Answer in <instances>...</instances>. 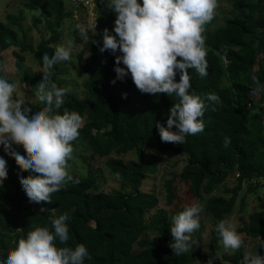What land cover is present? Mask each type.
I'll list each match as a JSON object with an SVG mask.
<instances>
[{"label": "trees", "instance_id": "trees-1", "mask_svg": "<svg viewBox=\"0 0 264 264\" xmlns=\"http://www.w3.org/2000/svg\"><path fill=\"white\" fill-rule=\"evenodd\" d=\"M225 2L231 5V10L222 13L219 26L211 30L213 19L204 25L208 74L200 77L194 69L187 70L189 91L204 102L200 118L204 129L186 136L183 145L162 142L156 128L157 122L166 126L175 97L165 93H141L130 76L116 79L115 55H119V51L116 54L99 51L102 30L107 28L111 32L115 20L110 9L103 10V3L99 5L96 31H89L86 39L77 36L72 50L78 61V73L87 76L85 95L79 98L67 90L59 80L60 63L53 65L50 82L66 89L61 107L54 108V112L62 114L66 108L82 117L80 137L94 156L108 158L106 168L129 190L95 193L99 171L89 165L86 177L70 173L78 182L65 183L51 194L50 201L30 202L19 173L37 174L28 168L20 169L14 158L6 155L8 172L0 186V255L27 231L38 226L51 228V218L67 214L70 218L66 221L67 246L84 244L90 257L84 264H206V254L196 250V246L204 243L203 221L194 230L189 252L180 256H175L168 247L172 237L168 229L171 216L167 212L161 213L155 221L156 238L148 236L146 216L158 207L159 201L141 188L150 174H156L168 154L183 157L185 165L179 174L164 182L166 203L174 207L182 190L198 200H202L203 195L209 196L205 201L204 221L212 226L213 250L219 248L220 242L215 225L221 219H229L244 185L248 194L260 192L264 201V94L251 93L253 74L264 83V0H217V7ZM65 9L64 0H25L24 9L18 15L0 20V66L5 68L3 57L9 55L19 85L29 88L32 99L25 105L32 109L44 106V101L34 95L41 76L24 66L25 55H33L41 66L42 55L51 54L62 39L63 22L72 17V12ZM27 14L31 16L32 27L42 36L36 47L29 42L28 32L19 41L12 28L18 26L22 31ZM5 73L0 71V75L5 76ZM175 79L179 80V73ZM209 93L217 95L219 102L207 100ZM18 150L22 151L23 146ZM134 151L139 152L140 157L125 162L124 157ZM228 173L236 174L237 185L226 189L228 197L211 196ZM245 199L241 202L242 209ZM238 233L255 245L246 250L242 242L232 257H224L226 263L241 264L245 253L264 256V247H261L264 208L251 214Z\"/></svg>", "mask_w": 264, "mask_h": 264}, {"label": "clouds", "instance_id": "clouds-1", "mask_svg": "<svg viewBox=\"0 0 264 264\" xmlns=\"http://www.w3.org/2000/svg\"><path fill=\"white\" fill-rule=\"evenodd\" d=\"M115 14L112 31L102 30V46L115 55L116 79L130 76L141 93H165L175 97L166 120V126L157 122L156 128L162 142L183 145L186 136L202 132L204 102L199 95L190 92L188 69H194L200 77L206 76L204 25L212 20L217 0H105ZM75 29L83 38L88 31L79 24ZM113 33L115 35H113ZM73 50L72 42L54 47L51 54L42 55L37 69L42 73L34 95L44 101L35 109L25 105L23 99L14 98L16 83L0 75V146L6 155L14 158L20 169L28 168L37 175L19 173V180L30 202L51 200V194L65 183L74 180L67 171L74 141L82 125V117L76 111L64 109L54 112L63 103L66 89L50 82L52 66L68 61ZM180 59H177V58ZM123 65L121 67L120 65ZM0 71H6L0 66ZM179 73V80L175 79ZM253 95L264 94V83L256 75L251 76ZM115 83V80L112 81ZM207 100L219 102L214 93ZM175 126V131H173ZM228 139L225 138V144ZM23 150H18L19 146ZM7 164L0 156V186L7 177ZM198 204L184 205L171 216L169 232L172 237L168 247L175 256L188 253L191 234L200 227ZM67 214L51 218V228L38 226L19 237L14 246L0 255V264H84L89 253L84 244L67 246L69 240ZM220 243L225 251L237 250L242 240L234 223L221 219L215 225ZM264 247V244L261 245ZM216 255L207 264H214ZM241 264H264V256L245 253Z\"/></svg>", "mask_w": 264, "mask_h": 264}, {"label": "rangeland", "instance_id": "rangeland-1", "mask_svg": "<svg viewBox=\"0 0 264 264\" xmlns=\"http://www.w3.org/2000/svg\"><path fill=\"white\" fill-rule=\"evenodd\" d=\"M25 0H0V20L5 21L9 15H18L21 10L24 9ZM67 12H72V17L63 22V36L61 41L58 44L71 41L72 45L75 43L76 37L80 36L79 32L75 29V25L79 24L85 28H91L95 25V29L98 24V16L96 14V10L93 7L84 8L81 6H76L72 3V0H64ZM102 9L106 10L108 7L106 3L102 4ZM231 10V5L228 3H221L219 7H216L213 15L211 30H214L221 23L222 13L229 12ZM22 31L18 26H13L17 32L18 40L22 41L24 38V33H29V42H31L34 47L40 42L42 38L38 29L32 27V19L31 16L27 14L26 18L22 22ZM41 28V27H40ZM96 31V30H95ZM89 32V31H88ZM91 32V31H90ZM89 32V33H90ZM87 33V35L89 34ZM57 44V45H58ZM9 55H5L3 57L5 64V77L9 81H13L16 83V90L13 94L14 98L19 97L23 99L24 102L30 101L32 99L31 94L29 93V88L27 85L21 86L18 83L17 74L14 72L12 66V60L9 58ZM24 66L34 75L42 76L40 70H37L40 65L35 60L33 55L26 54L24 59ZM61 76H59V80L64 83L67 90L74 93L79 98H83L85 95L84 84L87 80V76L81 75L78 73V61L76 59V54L71 53L68 61L60 62ZM25 87V88H24ZM264 105V104H263ZM73 147L72 158L68 164L67 171L69 173L75 174L78 177H86L89 165L94 166L98 173V187L95 193L106 192L110 193L114 190H123L128 191L129 188H126L115 176H113L109 170L106 168L107 159H101L94 156L91 150L87 147V144L82 140L80 134H78L77 138L71 142ZM0 156H3L4 159H7L6 154L3 151V147L0 146ZM140 157L139 152H130L126 155L125 162L136 160ZM114 158V157H109ZM185 165V160L183 157L168 154L164 157L161 164L158 166L157 172L154 175H149L148 179L144 182L142 186V191L147 192L151 195H154L158 198L159 204L158 207L152 211L147 213L148 220V236L149 238H156V233L153 230L155 221L158 219L161 213H168L169 216L177 213L182 210L184 205L187 204H198L202 207V211L199 214V222L203 221L205 227V234L203 237L204 243L196 246V250L200 251L207 256V260L210 258H214L218 255L220 258L214 259V264H228L224 260V257H232L234 255V250L225 251L219 242V248L213 250L210 244V233L212 230V226L209 223L204 221V209H205V201L209 198V196L203 195L202 200H198L193 198L192 195L186 191H181V196L178 199V202L174 207L170 208L166 203V194L164 188V182L167 179H170L173 175L179 174L183 166ZM237 176L235 173H228L227 179L219 186L216 187L213 194L211 196H224L228 197L226 194V189L233 188L237 185ZM244 189L238 194L236 199L235 208L233 213L230 215L229 220H231L238 232L245 223L248 222V218L251 214H253L257 210H261L264 208V201L262 194L260 192L254 194L247 193V186L244 185ZM245 199V206L241 208V202L243 198ZM194 232L191 234V238L193 237ZM242 242L246 244V250H251L255 245L254 241H250L241 235ZM202 264V263H200ZM207 264V263H206Z\"/></svg>", "mask_w": 264, "mask_h": 264}, {"label": "built area", "instance_id": "built-area-1", "mask_svg": "<svg viewBox=\"0 0 264 264\" xmlns=\"http://www.w3.org/2000/svg\"><path fill=\"white\" fill-rule=\"evenodd\" d=\"M98 2H105V0H72L73 4L81 7H92L94 4Z\"/></svg>", "mask_w": 264, "mask_h": 264}, {"label": "crops", "instance_id": "crops-1", "mask_svg": "<svg viewBox=\"0 0 264 264\" xmlns=\"http://www.w3.org/2000/svg\"><path fill=\"white\" fill-rule=\"evenodd\" d=\"M102 3H105V2H98V3H96V4H98V7H95L96 4L93 5L94 6V9L96 10V14H97L98 17H100V8H99V5L102 4ZM84 8H89L90 9V7H84ZM106 11H109V8L106 9Z\"/></svg>", "mask_w": 264, "mask_h": 264}, {"label": "water", "instance_id": "water-1", "mask_svg": "<svg viewBox=\"0 0 264 264\" xmlns=\"http://www.w3.org/2000/svg\"><path fill=\"white\" fill-rule=\"evenodd\" d=\"M95 7H98V4H96Z\"/></svg>", "mask_w": 264, "mask_h": 264}]
</instances>
